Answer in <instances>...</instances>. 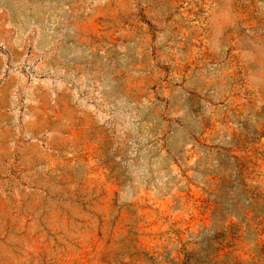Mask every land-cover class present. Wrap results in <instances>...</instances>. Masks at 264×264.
<instances>
[{
	"label": "rangeland",
	"instance_id": "obj_1",
	"mask_svg": "<svg viewBox=\"0 0 264 264\" xmlns=\"http://www.w3.org/2000/svg\"><path fill=\"white\" fill-rule=\"evenodd\" d=\"M0 264H264V0H0Z\"/></svg>",
	"mask_w": 264,
	"mask_h": 264
}]
</instances>
